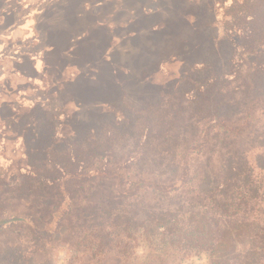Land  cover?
Here are the masks:
<instances>
[{"label":"rangeland","instance_id":"1","mask_svg":"<svg viewBox=\"0 0 264 264\" xmlns=\"http://www.w3.org/2000/svg\"><path fill=\"white\" fill-rule=\"evenodd\" d=\"M224 12V1L218 6L216 0H0V191L10 194L23 187L18 178L24 171H53L52 164L29 168L44 164V131L35 127L28 132L17 116H26L40 97L65 95L58 132L71 139H63L62 144L68 143L49 158L69 171L85 173L83 184L69 185L77 194L78 212L65 203L53 217L47 208L36 218L0 229V264H227L219 255L246 254L249 259L254 251L253 258L264 264V242L249 233L253 218H213L203 198V191L223 177L222 171H237L239 149L245 150L242 167L262 179L264 192L262 107L255 115L261 146V139L251 142L247 133L235 137L225 135L218 123L210 128L199 124L198 131H188L176 157L171 155V138L166 146L170 151L159 157L165 122L155 120L161 108L147 109L161 100L163 91L178 87V80L211 48L220 50L214 52L218 58L232 52V47L221 51ZM230 112L234 121L240 118L235 110ZM127 118L130 122L118 124ZM75 138L85 140L75 143ZM73 153L83 167L73 164ZM102 153L107 161L100 160ZM129 155L135 156L130 163ZM230 163L233 169L227 167ZM99 169L128 176L152 171L163 181L188 171L191 182L173 193L147 190L136 201L125 197L131 217L104 218L99 224L85 215L93 208L98 213L101 204L92 199L106 194L108 184L113 187L103 178L99 180L106 186L91 180V172ZM5 196L0 214L12 207L25 212L24 204H12ZM47 199H53L54 207L59 197L48 193ZM152 201L169 214L177 210L185 215L181 224L186 229L176 225L178 231L171 233V215L148 217L146 207ZM198 209L208 216L201 236L192 231L195 218L190 217ZM208 227L216 238L206 242Z\"/></svg>","mask_w":264,"mask_h":264},{"label":"trees","instance_id":"2","mask_svg":"<svg viewBox=\"0 0 264 264\" xmlns=\"http://www.w3.org/2000/svg\"><path fill=\"white\" fill-rule=\"evenodd\" d=\"M223 1L225 18H223L224 28H222L221 34L223 47L225 48H221V51L225 52L227 48L232 47V52L218 58L214 52L220 50L214 47L211 48V51L194 66L189 75L178 80V87L163 91L161 100L147 108H161L160 112L155 115V120L162 119L165 122L164 134L159 133L160 137H163L160 140L162 146L158 153L159 157L164 155V152L170 151V147H166L170 138L171 155L176 157L179 148L183 149V139L188 131L191 129L198 131L199 124H203L205 128H210L211 125L218 123L220 129H225V135L231 132L235 137H243L247 133L246 137L250 139L249 141L255 142L261 139L259 142L260 146L262 145V135L258 136L257 130H255L258 122L255 115L259 110L258 106H261L264 112V0ZM223 1L216 0L218 6ZM243 55L246 56L245 59L240 57ZM227 67L230 69L225 70ZM260 83H262L261 86H259ZM64 97H54V99L49 96L36 98L32 107L26 110V116L17 115L21 118L20 121L24 123V128L28 129V132L30 130L35 131V127H41L44 131L42 133L44 136L42 137L43 142L40 147L41 153L45 155L44 164L29 168L42 169V167L52 164L53 171H47L46 173L24 171L19 176L20 179H23L18 178L23 187L13 189L10 194L5 193L4 190L0 191V199L6 195L5 198L11 199L9 201L12 204L14 202L24 204L23 210L25 211L24 213L21 210L15 211L12 207L9 211L0 214V229L12 226L15 221L31 217L36 218L37 213H43V209L47 208L48 211L52 209L50 210V216L53 217L59 214L61 206L65 203L69 204L68 209L73 213L79 210L78 200L76 199L77 194L74 188H70L69 185L71 182L74 183L73 186L83 184L85 181L83 174L85 173L82 171H69L62 162L57 163L48 156L50 153L62 151L61 147L68 143L62 144L63 141L71 139L68 138V135L64 136L62 132H58L63 125L61 117L65 114ZM146 102V100L142 101V105L145 106ZM231 110H235L238 113L235 115L240 116L237 121L233 120ZM130 120L131 118L123 119L118 124L130 122ZM16 121H18V117L15 118ZM146 131L148 132V129ZM94 136H100V132ZM77 138L72 139V141L81 143L85 140ZM145 139H149L148 134L145 135ZM145 147L146 144L144 149ZM140 150L141 148L136 149L137 154L140 153ZM244 152V149L235 152V157L239 162L237 163L238 167H236L237 171H222V173L224 172L223 177L213 187L203 191V198L206 200V209L214 214L213 218L223 216L230 220V218H235L238 215H250L253 218L251 222L253 223V229L249 230V233L255 234V237H260L264 242V206L261 204L264 201V192L261 191L260 184L262 179L259 176L252 175L251 171H245V168L242 167L244 163L241 160ZM105 154L102 153L100 160H102L101 158L106 161L109 159L105 157ZM72 155L73 164L77 166L80 163L82 167L85 165V163L78 162V156L75 157L74 153ZM134 157V155H129L127 158L128 163ZM231 166L230 163L227 167L233 169ZM100 169L91 172V180L101 183L103 181L99 179L103 178L105 181H112L113 187L111 184L106 186V183L103 182L106 186V194L101 197L94 196L92 199L96 204H101V210L97 213L98 208H93L90 213L85 214L86 218H93L95 221L100 220L99 224H101V219L104 218L110 220V218L126 217L128 219L131 217L128 206H125L127 202L125 197L136 201L147 190L173 193V191L189 186L191 182L188 171H180L175 178L163 181L153 175L152 171H137L135 175L128 176L125 171H101ZM48 193H53L54 196L59 197L54 207L50 206L53 199H47ZM26 204L29 210L26 208ZM90 207L92 208V206ZM94 210L96 215L92 216ZM155 210H159L158 213H154ZM146 213L148 217L155 215L158 219H165L167 215H171L172 221L175 222L171 224V233L178 231L176 225L179 227L181 223H185L187 220L186 216L180 214L177 210H173L171 214L161 210L156 201L149 202ZM190 217L195 218L192 231L197 236H201V228L207 224L205 218L208 216L198 209V213H191ZM212 223H215L214 219ZM180 229L185 230L186 228L181 224ZM210 230L209 228L208 239H203L206 242L216 238L215 233H211ZM208 248H211V246L209 245ZM261 248H264V243ZM252 249H258V246ZM249 253L251 252L249 251ZM251 254L254 257L257 252L254 251ZM245 255L231 253L223 256L219 255V258L227 264L259 263L252 256L248 259Z\"/></svg>","mask_w":264,"mask_h":264}]
</instances>
